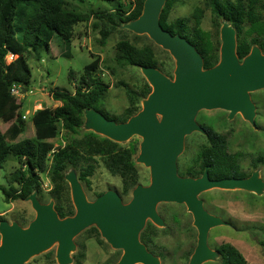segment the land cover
<instances>
[{
  "label": "water",
  "instance_id": "water-1",
  "mask_svg": "<svg viewBox=\"0 0 264 264\" xmlns=\"http://www.w3.org/2000/svg\"><path fill=\"white\" fill-rule=\"evenodd\" d=\"M167 1L146 0L142 15L122 28L148 36L169 52L176 62L174 78L156 68L140 67L152 92L143 101L142 110L126 123L109 120L94 109L85 111L84 129L88 132L118 144L134 137L142 139L136 163L150 170V184L138 185L129 203L113 190L90 202L78 174L70 171L65 178L71 188L75 215L61 219L54 202L43 204L38 193L32 194L26 201L31 203L36 217L27 227L6 220L0 223V264H27L54 246L58 264H74L75 240L92 227L112 249L123 252L116 264H162L141 241L148 222L165 228L158 212L161 204L187 207L198 231L197 247L189 264H206L220 259V253L209 247L210 232L231 224L211 215L201 195L215 189L264 195V180L259 172L244 179L213 180L207 168L200 178L180 176L178 161L186 138L194 133L207 135L197 123L200 112L226 111L229 120L240 114L256 127L257 108L251 95L264 90V52L254 47L241 60L237 31L223 21L220 61L205 69L204 59L194 45L162 27L161 15Z\"/></svg>",
  "mask_w": 264,
  "mask_h": 264
},
{
  "label": "trees",
  "instance_id": "trees-1",
  "mask_svg": "<svg viewBox=\"0 0 264 264\" xmlns=\"http://www.w3.org/2000/svg\"><path fill=\"white\" fill-rule=\"evenodd\" d=\"M128 1L132 6L130 10H125L123 5L119 4L112 11L99 10L83 14L70 9L69 6L71 3L84 5L88 0H0V124L3 121H11L5 132L0 127V169L4 168L9 157H13L20 164V167L15 168L6 178L8 188H2L6 203L26 201L34 193H38L40 198L43 194L40 176L48 172L54 185L53 195L57 200L55 209L60 218L74 216L73 206L63 204L64 186L67 183L65 177L72 170L76 173L80 170L79 180L90 186V178L96 170V158H101L109 172L122 180L123 195H128L138 186L139 171L135 162L138 148L135 146L125 148L93 132L85 133L83 139L74 141L56 152H53V145L48 141L57 137L60 124L67 134H79L84 128L85 111L90 109L102 113L109 120L126 123L138 112L140 101L147 99L151 94L149 85H146L141 95L129 90L131 108L123 117L111 118L101 108L109 88L96 75L99 61H93L86 66L83 79L79 82L81 85H78L73 93L58 88L52 92L54 101L61 103L60 107L53 111L44 109L34 112L32 121L35 140L22 142L17 141L26 129L25 114L22 112L24 103L12 95L15 86L29 90L32 82L29 60L31 57L41 60L44 52L51 51L55 38L62 41L58 43V47H61L63 56H69L76 26L88 23L91 17L94 16L102 25L104 41L112 31L137 20L142 15L146 0ZM175 1L168 0L164 7L161 15L162 27L172 35L186 38L194 45L204 59L205 69L215 67L220 61V53L209 36L199 28L202 12L199 10L195 13L196 28L191 31L186 19L169 22V14ZM257 2L258 0H250L247 4V0H235L233 3L209 0L213 14L236 29L237 52L241 60L247 57L254 47H259L264 52V19L256 10ZM247 25L249 29L246 31ZM94 26L99 28L98 24ZM251 34L256 35L252 40L244 37ZM118 52L119 59L129 66L160 70L152 48L139 49L123 41L118 45ZM10 57L13 60L9 63ZM207 139L208 144L201 148L194 165L185 171L187 177L200 178L207 168L213 180L249 177L242 171L239 155L229 151L227 134L208 130ZM51 154V163L48 165ZM259 161L263 162L262 159ZM5 220L4 216L0 215V223ZM159 231L148 223L141 234V241L150 251L155 248L153 239ZM86 232L90 233L91 238H95L100 246L105 245L97 228L92 227ZM217 251L220 253L222 264H249L242 253L230 244H223ZM159 257L164 258L162 253ZM74 259V264H84V247H80ZM118 262L108 261L105 264Z\"/></svg>",
  "mask_w": 264,
  "mask_h": 264
},
{
  "label": "rangeland",
  "instance_id": "rangeland-1",
  "mask_svg": "<svg viewBox=\"0 0 264 264\" xmlns=\"http://www.w3.org/2000/svg\"><path fill=\"white\" fill-rule=\"evenodd\" d=\"M224 1L235 2V0ZM249 2L250 0H247V4ZM119 4L123 5L125 10H130L132 7L128 0H113L111 2L88 0L87 4L71 3L69 7L78 13L90 14V11H112ZM199 10L202 12L199 28L209 36L220 53L223 20L213 14L209 0H176L168 20L175 22L186 19L189 29L192 31L196 28L195 13ZM256 10L264 19V0H258ZM99 23L93 16L88 23L76 26L75 38L69 56H63L61 47H58V43L62 41L55 38L51 51L44 52L41 60L31 57L29 65L32 71V82L29 90L33 94L18 97L19 102L24 103L22 112L26 116V129L17 142L35 140V128L32 121L34 112L44 109L53 111L60 107L61 103L54 101L52 92L58 88L73 93L78 85H81L79 82L83 79L86 66L96 60L99 61L96 75L109 88L101 108L111 118L123 117L126 111L131 108L129 90L141 95L143 89L149 84L138 67L129 66L119 59L118 45L120 42H129L139 49L152 48L160 71L167 77L174 78L175 60L169 52L157 46L148 36H139L123 28H118L116 31H112L104 41L101 32L104 29ZM95 24H98L99 28H95ZM247 29H249V25L246 26V31ZM244 37L252 40L256 35H244ZM12 60L13 58L10 57L8 62L10 63ZM251 97L257 108L255 128L240 114L229 120V113L222 110L200 112L197 123L208 130L227 134L229 151L239 155L242 171L247 176L259 172L260 177L264 180V90L253 93ZM143 101L144 99L140 101L137 113L142 110ZM10 124L11 121L1 122V130L5 132ZM85 133L88 131L83 128L77 135L67 134L60 124L57 137L48 142L53 145V152H56L74 141L83 139ZM141 143L140 137H134L129 142L120 145L125 148L132 146L138 148V153L135 156L136 162L140 154ZM206 144H208L207 137L200 133H194L186 138L184 152L178 161L180 176L187 177L185 171L189 166L194 165L197 155ZM51 158L52 154L48 158V165L51 163ZM259 159H262L263 162ZM95 166V173L90 178L91 185L81 181L88 200L93 202L101 194L113 190L118 192L125 203H129L133 191L128 195H123L122 180L109 172L101 158H96ZM19 167L20 164L13 157H9L4 168L0 169V215L10 223L18 222L21 226L27 227L36 217L31 203L17 201L8 204L5 202L2 191V188H8L7 176ZM137 168L139 171L138 185L148 186L151 181L150 170L141 164H137ZM80 172L77 170L78 175ZM40 177L43 191L39 198L40 201L43 204L50 202L57 204L53 195L54 185L48 172L41 174ZM200 198L204 202L205 209L211 215L220 217L231 224V227H218L210 232L209 247L217 251L223 244H230L242 253L249 264H264V195L257 196L245 191L215 189L202 194ZM63 204L73 206L75 210L68 182L64 186ZM158 212L166 226L160 228L152 222H148L160 230L153 239L155 248L151 252L157 257L160 253L163 254L164 258L159 257L162 264H189L198 241V231L194 227L192 214L188 212L185 205L177 204H161L158 207ZM101 239L104 240L102 237ZM75 243L77 249L72 254L74 263V255L80 250V247H84L86 251L84 264H105L108 261L114 263L119 261L123 255L122 251L112 249L106 241L104 246H100L96 239L91 238V234L86 231L76 238ZM56 254L57 246H54L27 264H58ZM206 264H222V262L221 259H218Z\"/></svg>",
  "mask_w": 264,
  "mask_h": 264
},
{
  "label": "built area",
  "instance_id": "built-area-1",
  "mask_svg": "<svg viewBox=\"0 0 264 264\" xmlns=\"http://www.w3.org/2000/svg\"><path fill=\"white\" fill-rule=\"evenodd\" d=\"M28 94H33L32 91L30 90H27V89H21L20 87H14L12 89V95L15 96V97H19V96H25V95H28ZM24 119H26V116L24 117Z\"/></svg>",
  "mask_w": 264,
  "mask_h": 264
},
{
  "label": "flooded vegetation",
  "instance_id": "flooded-vegetation-1",
  "mask_svg": "<svg viewBox=\"0 0 264 264\" xmlns=\"http://www.w3.org/2000/svg\"><path fill=\"white\" fill-rule=\"evenodd\" d=\"M203 127V126H202ZM205 128V127H204ZM207 131V135H204V136H206V137H208V130H206ZM250 177V176H249ZM249 177H247V178H249ZM73 217V216H72Z\"/></svg>",
  "mask_w": 264,
  "mask_h": 264
},
{
  "label": "crops",
  "instance_id": "crops-1",
  "mask_svg": "<svg viewBox=\"0 0 264 264\" xmlns=\"http://www.w3.org/2000/svg\"><path fill=\"white\" fill-rule=\"evenodd\" d=\"M34 115V114H33Z\"/></svg>",
  "mask_w": 264,
  "mask_h": 264
}]
</instances>
